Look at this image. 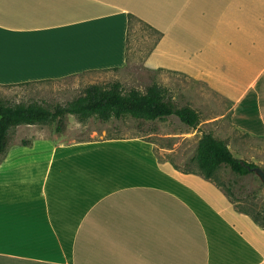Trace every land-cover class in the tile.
<instances>
[{
    "label": "crops",
    "instance_id": "crops-1",
    "mask_svg": "<svg viewBox=\"0 0 264 264\" xmlns=\"http://www.w3.org/2000/svg\"><path fill=\"white\" fill-rule=\"evenodd\" d=\"M129 14L162 33L147 69L206 83L264 135V0H0V85L124 67ZM42 125L0 155V264H264V228L153 142L23 134Z\"/></svg>",
    "mask_w": 264,
    "mask_h": 264
},
{
    "label": "rangeland",
    "instance_id": "rangeland-1",
    "mask_svg": "<svg viewBox=\"0 0 264 264\" xmlns=\"http://www.w3.org/2000/svg\"><path fill=\"white\" fill-rule=\"evenodd\" d=\"M129 63L118 70L89 72L61 79L41 80L29 84L0 85V101L9 104L37 103L54 109L57 105H66L79 96L91 84H107L119 81L126 91L138 88L145 92L153 83L167 87L175 102L180 106L189 105L200 112L201 123L197 128L184 124L177 116L162 120L139 121L127 117L122 120L102 122L92 118L81 122L75 115H69L65 132L61 135L69 140L101 139L103 137H144L153 142L155 151L161 161H169L182 166L186 159L196 156L197 145L204 132L213 131L219 139L228 140L231 150L238 158L254 162L264 170V135L250 136L238 132L231 123L232 104L214 92L206 83L195 81L181 74L147 69L143 60L158 35L140 22L134 21L131 30ZM26 130L29 127H22ZM38 128V129H37ZM23 132L30 135L36 131L49 136L59 135L55 124H44L42 127ZM15 128L11 131L14 138ZM226 181L230 178L227 169L221 171ZM244 187V206L263 212L264 215V182L256 172L242 180ZM250 201H246V197ZM248 198V199H249ZM253 199V200H252Z\"/></svg>",
    "mask_w": 264,
    "mask_h": 264
},
{
    "label": "trees",
    "instance_id": "trees-1",
    "mask_svg": "<svg viewBox=\"0 0 264 264\" xmlns=\"http://www.w3.org/2000/svg\"><path fill=\"white\" fill-rule=\"evenodd\" d=\"M134 21L142 23L158 35L149 48L145 56L147 57L160 40L162 33L134 14H129V49L131 43L130 30ZM118 69L120 68L113 70ZM171 73L179 74L177 72ZM33 82L37 81L3 86ZM69 115H75L81 122H87L92 118L102 122L118 121L127 117L139 121H155L175 115L191 128H197L201 123L199 111L189 105L180 107L175 102L171 91L159 83L148 86L145 92L138 88H131L126 91L119 81L107 84H91L75 99L64 106L57 105L54 109L37 103L9 104L0 101V155L8 152L12 141L11 131L15 127L23 124H55L56 133L62 135L66 130ZM23 143L27 145L29 141H23ZM176 167L187 173L199 174L213 182L227 195L239 212L249 215L264 228L263 212L253 209L256 206L255 200L252 199L253 203L249 204L252 205L250 207L242 204L243 194L246 193L244 191L245 186L241 184L242 180L255 174V168L258 166L254 162L236 157L229 147L228 140L217 138L213 131L204 132L198 142L196 156L192 160L187 159L182 166L176 165ZM224 169L229 170L231 175L226 181L220 174ZM246 198V201H250L248 196Z\"/></svg>",
    "mask_w": 264,
    "mask_h": 264
},
{
    "label": "water",
    "instance_id": "water-1",
    "mask_svg": "<svg viewBox=\"0 0 264 264\" xmlns=\"http://www.w3.org/2000/svg\"><path fill=\"white\" fill-rule=\"evenodd\" d=\"M255 171L258 173V175L261 177V179L264 182V170L262 168H260V167H256Z\"/></svg>",
    "mask_w": 264,
    "mask_h": 264
}]
</instances>
